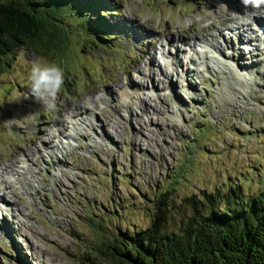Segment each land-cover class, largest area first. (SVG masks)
I'll return each instance as SVG.
<instances>
[{"label": "rangeland", "instance_id": "1", "mask_svg": "<svg viewBox=\"0 0 264 264\" xmlns=\"http://www.w3.org/2000/svg\"><path fill=\"white\" fill-rule=\"evenodd\" d=\"M88 1L103 10V19L114 28L109 47L82 42L87 35H70L53 54L22 48L2 58L7 66L0 69V168L24 166L33 173L22 177L30 184L28 191L12 172L5 175L11 189L0 194L12 208L3 220L0 216V264H84L87 257L111 264L94 250L102 232L88 222L100 217L89 209L115 212L108 226L143 229L149 223L144 199L175 175L176 205L202 191H224L239 178L245 194L264 182L263 57L257 55L259 64L253 65L248 53L227 38V46L221 45L228 56L213 50L216 61L207 65L199 60L200 76L195 70L187 78L190 91L167 54L162 52L161 59L154 55L163 44L172 56L168 35L173 46L179 45L175 36L183 37L188 46L183 54H190V37L195 40L199 36L194 35L214 26L226 28L229 19L242 14V22L252 15L264 17V0ZM37 58L65 72L51 107L30 91L29 73ZM184 58L177 59L181 69H195L196 61ZM144 65L149 77L141 74ZM211 65L220 70L214 72ZM167 67L164 78L160 70ZM240 73L249 74V84ZM132 88L138 89L136 96ZM69 109L75 116L68 117ZM171 217L178 220L179 214L174 210Z\"/></svg>", "mask_w": 264, "mask_h": 264}, {"label": "trees", "instance_id": "2", "mask_svg": "<svg viewBox=\"0 0 264 264\" xmlns=\"http://www.w3.org/2000/svg\"><path fill=\"white\" fill-rule=\"evenodd\" d=\"M113 29L103 19V10L88 0H0V69L7 66L2 58L16 50L53 54L66 46L70 35H87L82 42L109 47ZM176 177L144 199L149 223L143 229L127 232L108 226L115 212L89 209V214L100 216L88 221L102 232L94 247L97 254L107 255L111 264H264V182L245 194L244 179L239 178L224 191H202L176 205ZM174 210L178 220L171 217Z\"/></svg>", "mask_w": 264, "mask_h": 264}, {"label": "bare ground", "instance_id": "3", "mask_svg": "<svg viewBox=\"0 0 264 264\" xmlns=\"http://www.w3.org/2000/svg\"><path fill=\"white\" fill-rule=\"evenodd\" d=\"M219 8H221V6L219 7ZM230 11V9L228 8V9H225L224 10V12H229ZM253 13V12H252ZM249 20V22H248V24H246V25H244L243 23H241V22H236V20H237V18H235V17H232L231 19H229V21L228 22H230L231 24H232V28L234 29V30H241V29H245V30H247V31H250L251 32V34L250 35H252V37L250 38H248V39H245V41L243 42V43H245V44H249V43H251V42H253L254 44H253V46H252V50H251V53H249L248 52V54H249V57L251 58V62H252V64L253 65H257V64H259V61H258V59H257V55H261L263 58H262V60L261 61H264V46H262V48L261 47H258L259 45H257V44H260V43H262V44H264V34L263 33H258L257 32V30L255 31L253 28L254 27H256L257 29H259V27H260V25H262V23H263V20H261V18L260 17H258V16H255V15H252L251 17H247ZM255 22V23H254ZM254 23V24H253ZM220 36V35H219ZM188 39V38H187ZM172 40V39H171ZM171 40L168 38V41H170L171 42ZM178 41H183V40H180V38H179V40ZM198 42H200L203 46H201L200 47V49H198V48H195V45L198 43ZM176 44V43H175ZM188 44H192L191 46H192V49H194V51H192V49H191V47H190V50L193 52L191 55H189L188 53H187V55H185L186 56V58H188V60H189V63L191 64V63H195V61L196 60H200V61H203V60H205V61H207V62H212V61H214L215 59L213 58V56H211L210 55V53H213V50L214 51H216V52H220L221 51V47H220V44H219V42L216 40V38H213V36L211 35V34H208V35H204V36H201V37H199V38H196L195 40L192 38V37H190V39L188 40ZM197 45H199V44H197ZM247 46H249V45H247ZM171 48H172V50H173V54H172V56H170L171 54L169 53V51H168V49L167 48H163L164 50H163V53H162V56H165V53H167V54H170L169 56H168V58L169 59H171V63H170V66H173L174 68H180V70H181V72L183 73V74H185V75H187V76H185L184 77V82L186 83V86H187V88L190 90V91H193V87L191 86V84L189 83V81H187V78H189L190 76H191V78H192V76L195 74V71L193 72V71H190L189 69H181V65L179 64V62H177L178 60H177V58H176V60H175V56H177L178 57V53H179V50L177 49V47H175V48H173L172 46H170ZM258 51V54H255L254 53V51ZM165 51H167V52H165ZM222 52V51H221ZM214 55V54H213ZM184 56V57H185ZM167 58V59H168ZM229 58V57H228ZM178 59H179V57H178ZM214 59V60H213ZM164 60V59H163ZM187 60V59H186ZM212 60V61H211ZM160 61H162V60H160ZM174 61V62H173ZM199 61V62H200ZM149 64H151V65H154L155 63L153 62V60H149V62H148ZM184 63V62H183ZM216 63V62H215ZM239 63V62H238ZM199 64H201V63H199ZM169 65V64H168ZM195 65V64H194ZM233 65H235V67H236V65L238 66V67H240L239 66V64H237V63H235V64H233ZM145 67H146V69H144V71H142L141 72V74H142V76L143 77H149V75H147V72H149L147 69H150L149 67H147V65H144ZM159 66V65H158ZM201 66H203V63L201 64ZM205 67H207V65H204ZM244 66H246V64L244 63ZM200 67V66H199ZM242 67H243V65H242ZM162 69V68H161ZM213 70H214V72H218V70H220L219 69V67H217V68H212ZM160 73H162V75L164 76V78H167L169 75H168V73L166 72L165 73V70L162 72L161 70H160ZM170 73V72H169ZM193 73V74H192ZM150 74V73H149ZM241 75V77H242V79H244L247 83H248V76L247 75H249V74H244V73H240ZM247 77V78H246ZM171 81V80H170ZM184 83V84H185ZM249 84V83H248ZM134 86H135V84H133ZM137 86V85H136ZM141 86V85H140ZM139 86V87H140ZM247 86V85H246ZM249 87V86H248ZM133 89V92H132V95H134V96H136L137 94H138V89H135V88H132ZM126 90H127V88H126ZM125 90V94L124 95H128L127 94V91ZM79 108L80 107H74L73 109L75 110V111H78L79 112ZM67 114H68V117L70 118V117H73V116H75V114H73V112L69 109V112H67ZM79 115H82V113L81 114H79ZM82 117V116H81ZM86 121V119H84L82 122H85ZM78 124H77V122H74V124H73V126H77ZM58 126H60L61 127V125H58ZM114 125H112V128H116V126H114ZM141 127V126H140ZM78 129V128H77ZM63 130V129H62ZM62 130H60V131H62ZM143 130V129H142ZM72 135H70V134H68V137H71ZM49 137V136H48ZM136 150V149H135ZM13 167V165H8V166H6L5 168H0V191H1V189H3V190H5V189H11V183H12V181H10V180H7L6 178H5V175H6V173H9V172H12L11 173V177H15V176H17V179L16 180H19V179H22L23 181H22V184H21V187L22 188H24V191H28L27 190V188H29V186H30V184H29V182H27V181H25V179L24 178H22L23 177V174H27V172L28 173H33V171H28L29 170V167H17V170L15 171L14 169H12V170H10L11 168ZM31 169V168H30ZM14 187V186H13ZM14 193V192H13ZM14 195H16V194H14ZM20 204L22 205V206H24L21 202H20ZM11 208L12 207H10L9 206V201L5 198V194H4V192H3V194H0V216H1V218H2V220H3V218H5L4 217V214H5V212L7 211L8 212V210H11ZM16 210H18V209H16ZM18 212H21L20 210H18ZM20 214V213H19ZM8 222L9 221H7V225H8ZM5 223V222H4ZM6 224V223H5Z\"/></svg>", "mask_w": 264, "mask_h": 264}, {"label": "clouds", "instance_id": "4", "mask_svg": "<svg viewBox=\"0 0 264 264\" xmlns=\"http://www.w3.org/2000/svg\"><path fill=\"white\" fill-rule=\"evenodd\" d=\"M29 82L33 97L44 101L51 107L52 100L64 86L65 72L59 64L37 58L31 66Z\"/></svg>", "mask_w": 264, "mask_h": 264}]
</instances>
